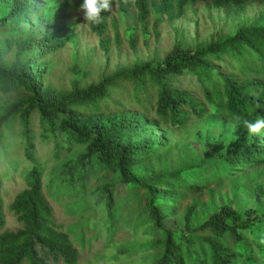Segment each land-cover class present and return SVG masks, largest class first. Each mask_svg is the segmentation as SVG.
<instances>
[{
    "label": "trees",
    "instance_id": "16d2710c",
    "mask_svg": "<svg viewBox=\"0 0 264 264\" xmlns=\"http://www.w3.org/2000/svg\"><path fill=\"white\" fill-rule=\"evenodd\" d=\"M75 1L0 0V151L6 158L20 150L25 160L8 162L15 169L30 166L21 175L25 188L7 208L0 174V264H77L75 243L83 246L98 236L86 239L82 214L90 212L89 219L97 209L103 217L93 226L106 231L107 242L118 223L132 224L135 233L145 228V235L150 228L160 231L141 248L123 245L120 252L128 257L151 250L150 264H264V171L256 172L264 168V129L252 134L246 127L264 117V16L202 44H175L161 58L119 66L88 85H81L75 70L67 89L55 88L46 81L51 57L72 39L62 32L76 24L63 23L78 7ZM249 1L111 0V5L116 17H134V26L121 34L134 51L138 30L144 46L149 29L158 38L160 16L172 23L197 2L241 14ZM33 16L50 22L34 23ZM101 17L89 30L108 56L106 35L117 30L116 17L111 11ZM118 40L115 36L117 46ZM186 79L196 85L182 84ZM191 117L218 126V137L206 143L214 155L198 156L164 131L184 129ZM33 118L56 163L47 185V160L36 155ZM12 138L19 141L8 143ZM45 195L62 201L81 223L63 231ZM5 211L16 230L4 229ZM169 220L180 225L165 228Z\"/></svg>",
    "mask_w": 264,
    "mask_h": 264
},
{
    "label": "rangeland",
    "instance_id": "374dc122",
    "mask_svg": "<svg viewBox=\"0 0 264 264\" xmlns=\"http://www.w3.org/2000/svg\"><path fill=\"white\" fill-rule=\"evenodd\" d=\"M75 3H78V7L69 11L70 17L65 19L63 23L76 24L73 28L66 29L62 32L72 35V39H69L63 50L51 57L53 67L46 81L47 84L55 88L67 89L70 86V81L74 78L75 70L81 85H88L98 81L102 74L112 73L119 66L128 65L138 59H146L151 56L161 58L165 53L171 50L175 44L182 46L202 44L208 42L216 35L228 34L231 29L235 30L238 25L250 24L258 18L259 15L264 16V0L249 1L245 11L241 14H233L232 12L226 13L222 9L214 8L209 3L197 2L188 4L184 8L181 18L172 23H168L165 17L160 16L162 23L158 27L159 36L156 39L149 29V36L145 46L142 41V33L138 30V41L133 51L121 34L124 28L134 26V17L130 14H123L120 18L116 17L117 8L114 6L111 12L112 15L116 17L117 30L110 29L109 33L106 35V38L109 39V55L106 56L99 48L100 39L90 32L89 24L84 20L83 12L80 11V5L83 3V0H77ZM36 17H29V19L32 18L34 23L43 21L45 23L43 26H46L47 23L50 22L48 17H40L39 21ZM63 23L61 21L59 25L63 26ZM150 23V25H152V20H150ZM23 27H28V24H23ZM115 36H119V46L115 43ZM182 84L191 86L196 85V83L190 79L182 81ZM3 101L4 96L0 94V103ZM31 126L35 137L34 147L36 155L42 158L41 160H47L43 178V184L47 185L53 168L56 166L51 155L52 146L40 141V130L37 118H33ZM15 129H18L17 125H15ZM164 131L168 133L172 143H188L194 148L198 156H205L207 154H209V156L214 155L213 151H208L206 143L207 141L215 140L220 133L217 125L210 128L207 118L196 120L194 117L190 118V122L184 129H164ZM206 135L208 139H204ZM18 141V138H12L8 143L15 144ZM9 153L5 158L3 152L0 151V174L2 176L1 194L3 196L5 208L12 202L15 195L25 188L24 180L21 175L30 169L27 163H22L17 169L13 168L8 160L24 161V155L20 150ZM260 170L264 171V168L258 169L256 172ZM219 193L220 192H217V195H219ZM121 195L123 196L124 193L122 192ZM45 196L49 204L53 207L56 224L63 231L67 232L70 226L81 223V216L72 215L70 212H67L62 205V201L54 200L48 195ZM217 199L218 202L221 201L219 196ZM102 215L103 212L99 209H97L95 217L89 219L90 212L86 211L82 214L83 220H87L88 224L86 239L88 240L91 237L98 236L95 239H91L89 244L84 243L83 246L77 242L75 243V247L80 253L77 264H150L152 262L151 250L138 251L128 257L126 256L127 253H121L120 249L123 245L128 243L132 244L134 247L141 248L142 243L152 237H157L158 233H160L159 230L150 228L149 234L145 235L143 233L145 228H141L135 233L132 229V224L125 225L123 223H118L117 232L112 238V242H107L106 231L93 226L94 223H101L100 220L103 217ZM5 222V230L13 231L18 228L14 217L7 211H5ZM164 224L165 228H176L180 225V223L176 224L174 220H169ZM115 255H118L117 260H113L112 258Z\"/></svg>",
    "mask_w": 264,
    "mask_h": 264
},
{
    "label": "clouds",
    "instance_id": "9594fccd",
    "mask_svg": "<svg viewBox=\"0 0 264 264\" xmlns=\"http://www.w3.org/2000/svg\"><path fill=\"white\" fill-rule=\"evenodd\" d=\"M111 0H83L80 11L84 14V20L88 24H99L102 22L101 13L111 11ZM249 133L256 134L264 129V117L256 119L254 122L246 123Z\"/></svg>",
    "mask_w": 264,
    "mask_h": 264
}]
</instances>
